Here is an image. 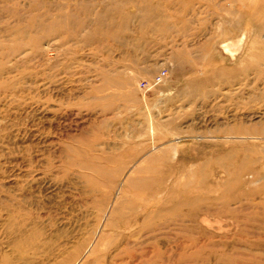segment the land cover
I'll return each instance as SVG.
<instances>
[{"label": "rangeland", "instance_id": "374dc122", "mask_svg": "<svg viewBox=\"0 0 264 264\" xmlns=\"http://www.w3.org/2000/svg\"><path fill=\"white\" fill-rule=\"evenodd\" d=\"M0 264H264V0H0Z\"/></svg>", "mask_w": 264, "mask_h": 264}, {"label": "bare ground", "instance_id": "6f19581e", "mask_svg": "<svg viewBox=\"0 0 264 264\" xmlns=\"http://www.w3.org/2000/svg\"><path fill=\"white\" fill-rule=\"evenodd\" d=\"M168 151L172 152V154H173L172 157H173V158H176V157L178 156V149L176 148V146H175V147H172L171 149H168ZM173 158H170V159H173ZM175 160H176V159H175ZM219 161H221V160H219ZM217 162H218V160H217ZM217 162H216V163H217ZM217 164H218V163H217ZM200 168H201V167H200ZM159 174H162V173H159ZM167 174H168V173H167ZM169 175H170V174H169ZM159 181H160V180H159ZM165 181H166V180H165ZM154 184H156V183H154ZM158 184H160V183L158 182ZM160 186H161V185H160ZM165 186H167V185H165ZM169 188H170V186H169ZM158 189H160V188H158ZM158 189H157L156 191H158ZM161 189H163V188H161ZM164 190L166 191L167 188L164 189ZM171 192L173 193V191H171ZM168 194H169V193H168ZM168 194H167V195H168ZM155 195H156V194H155ZM171 195H173V194H171ZM171 195H170V198H173V197H171ZM155 197H156V196H155ZM152 198H154V197H152ZM170 198H169V199H170ZM129 199H130V198H129ZM144 199H145V198H144ZM123 200L125 201V199H122V201H123ZM147 200H148V199H147ZM147 200H145V201H147ZM149 200H150V199H149ZM154 200H155V199H154ZM119 201H121V200H119ZM119 201H118V202H119ZM127 201H128V200H127ZM130 201H131V200H130ZM166 201H167V200H166ZM128 202H129V201H128ZM121 203H123V202H121ZM124 203L126 204L127 202H124ZM131 203H133V202H131ZM131 203H130V205H131ZM137 203H138V202H137ZM142 203H143V201H142ZM142 203H140V204L143 205L144 203H143V204H142ZM151 203H152V202H151ZM155 203H156V201H155ZM115 204H116V203H115ZM119 204H120V203H119ZM119 204H116V205L118 206ZM152 204H153V203H152ZM168 204H169V203H168ZM192 204H193V203H192ZM116 205H115V206H116ZM121 205H122V204H121ZM121 205H120V206H121ZM122 206H123V205H122ZM127 206L129 207V205H127ZM112 207H114V206H112ZM124 207H125V206H124ZM141 207H142V206H141ZM149 207H151V206H149ZM149 207H148V208H149ZM129 208H132V207H129ZM113 209H114V208H113ZM125 209H126V208H125ZM133 209H134V208H133ZM133 209H131V210H133ZM166 209H167V208H166ZM123 210H124V209H123ZM123 210H122V211H123ZM145 210H146V209H145ZM155 210H156V209H155ZM155 210H154V211H155ZM169 210H170V209H169ZM122 211H120L118 208H117V209L115 208V210H113V211H112V209H111L112 215H111L110 219H107V221H108V222L106 223L107 225H104V228H105V232H106V233H107V231H111V229H113V227L115 226V221H114L113 219H114V217H115L116 215H119V213H121ZM125 211H126V210H125ZM156 211H157V210H156ZM167 211H168V210H167ZM201 211H202V210H201ZM157 212H158V211H157ZM159 212H160V211H159ZM163 212H164V211H163ZM122 213H123V212H122ZM150 213H151V212H150ZM199 213H200V212H199ZM123 214H124V213H123ZM148 214H149V213H148ZM154 214H155V212H153V215H154ZM157 214H158V213H157ZM157 214H155L156 217H158ZM163 215H164V214H163ZM106 216H108V215H106ZM159 216H160V215H159ZM164 216H165V215H164ZM162 217H163V216H162ZM147 218H150V215H149V217L147 216ZM151 218H152V214H151ZM154 218H155V217H153V219H154ZM153 219H152V220H153ZM162 221H164V220H162ZM143 222H144V221H143ZM167 222H168V221H167ZM169 222H173V221H170V220H169ZM147 223H148V222H147ZM160 223H161V222H160ZM162 223H164V222H162ZM152 224H153V223H152ZM157 224H158V223H157ZM144 225H145V224H144ZM145 226H146V225H145ZM160 226H161V225H160ZM163 226H164V224H163ZM142 227H144V226H142ZM147 227H150V226H147ZM147 227H146V229H147ZM157 227H159V226H157ZM170 227H171V225H170ZM165 228H168V225L165 226ZM146 229H145V230H146ZM149 229H150V228H149ZM157 229H158V228H157ZM162 229H163V228H162ZM163 230H164V229H163ZM144 232H146V231H144V229H143V233H144ZM149 232H150V231H149ZM141 233H142V232H141ZM146 233H147V232H146ZM154 233H155V232H154ZM150 234H152V233H150ZM166 234H167V233H166ZM110 235H111V234H110ZM121 235H122V234H121ZM148 235H149V233H148ZM169 235H170V234H169ZM132 236H133V235H132ZM137 236H138V234H137ZM145 236H146V235H145ZM145 236H143V237H145ZM150 236H151V235H150ZM150 236H149V237H150ZM153 236H154V234H153ZM110 237H111V236H110ZM139 237H140V236H139ZM168 237H169V236H168ZM150 238H151V237H150ZM152 238H153V237H152ZM157 238H158V237H157ZM145 239H146V238H145ZM147 239H148V238H147ZM129 240H130V239H129ZM139 240H140V238H139ZM148 240H149V239H148ZM151 240H153V239H151ZM168 240H169V239H168ZM145 241H146V240H145ZM101 242H102V241H101ZM146 242H147V241H146ZM127 243H128V242H127ZM143 243H145V242H143ZM104 244H105V243H103V246L106 245V244H105V245H104ZM133 244H134V243H133ZM127 245H128V244H127ZM135 245H136V244H135ZM135 245H134V246H135ZM138 245H139V244H138ZM134 246H133V248H134ZM139 246H141V245H139ZM108 248H109V247H108ZM135 248H136V247H135Z\"/></svg>", "mask_w": 264, "mask_h": 264}, {"label": "built area", "instance_id": "2783aa9c", "mask_svg": "<svg viewBox=\"0 0 264 264\" xmlns=\"http://www.w3.org/2000/svg\"><path fill=\"white\" fill-rule=\"evenodd\" d=\"M165 75H166L165 72H160V73L155 77L154 81H153L151 84L143 83V84H142V85H143V88H144L145 90H149L150 87L153 88V87H155V86L161 84V83L163 82V80L165 79Z\"/></svg>", "mask_w": 264, "mask_h": 264}]
</instances>
